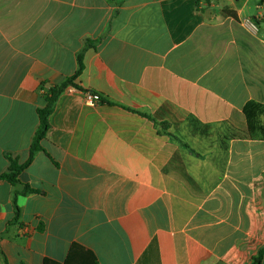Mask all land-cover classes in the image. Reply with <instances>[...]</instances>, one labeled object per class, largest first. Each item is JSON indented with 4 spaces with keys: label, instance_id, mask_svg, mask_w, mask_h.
Listing matches in <instances>:
<instances>
[{
    "label": "crops",
    "instance_id": "crops-1",
    "mask_svg": "<svg viewBox=\"0 0 264 264\" xmlns=\"http://www.w3.org/2000/svg\"><path fill=\"white\" fill-rule=\"evenodd\" d=\"M88 41L44 150L0 179V264L63 263L74 244L99 264H251L264 141L175 142L140 113L213 124L264 105V0H0V175L29 158Z\"/></svg>",
    "mask_w": 264,
    "mask_h": 264
},
{
    "label": "trees",
    "instance_id": "trees-1",
    "mask_svg": "<svg viewBox=\"0 0 264 264\" xmlns=\"http://www.w3.org/2000/svg\"><path fill=\"white\" fill-rule=\"evenodd\" d=\"M92 46H94V43L88 41L78 54V68L75 74L69 77L61 86L51 89L46 94V106L38 110L40 124L34 136L27 161L20 163L18 159H11L9 170L1 174L0 179L8 181L12 185H17L20 183L21 173L29 167L36 153L44 150L42 142L49 131V118L53 113L57 100L67 87H75V81L85 69V51ZM140 114L155 124L159 134L169 136L175 142L184 143L185 141L199 139L207 142L210 146L227 151L230 143L234 140L264 141V105L255 101L248 102L240 114L235 112L228 120L213 124H204L191 114L183 115V120H180L179 116H175L174 120H167L168 118H165L160 111L154 115ZM172 128H174V131L169 132ZM187 180L190 182V179ZM33 193H38V191L27 185L24 186L21 192H17L21 195ZM263 259L264 247L253 256L251 264H263ZM44 264H99V260L94 253L82 245L74 244L65 262L59 263L47 259Z\"/></svg>",
    "mask_w": 264,
    "mask_h": 264
},
{
    "label": "built area",
    "instance_id": "built-area-1",
    "mask_svg": "<svg viewBox=\"0 0 264 264\" xmlns=\"http://www.w3.org/2000/svg\"><path fill=\"white\" fill-rule=\"evenodd\" d=\"M67 92L72 93L75 91V88L73 86H69L66 89ZM86 103L89 106H96L100 103H102V98L99 94H94L91 92L86 93Z\"/></svg>",
    "mask_w": 264,
    "mask_h": 264
}]
</instances>
